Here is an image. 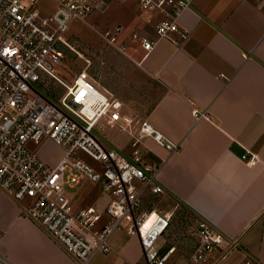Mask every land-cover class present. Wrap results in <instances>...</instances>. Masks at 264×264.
Masks as SVG:
<instances>
[{
    "label": "built area",
    "instance_id": "1",
    "mask_svg": "<svg viewBox=\"0 0 264 264\" xmlns=\"http://www.w3.org/2000/svg\"><path fill=\"white\" fill-rule=\"evenodd\" d=\"M35 1L0 0V192L20 203L19 214L76 264H89L96 254L111 252L109 239L121 228L137 238L141 249L142 262L128 264H168L175 247L164 238L172 213L158 208L165 193L162 164L146 162L139 144L150 137L170 154L178 152L180 144L146 120L138 122L133 132V120L121 114L122 102L97 86L86 69L68 84L56 67L63 65L64 50H73L67 38L73 22L90 26L119 53L127 55L129 45L136 44L148 54L161 39L177 44L188 38V31L179 27V17L193 0H136L139 9L150 15L147 23L155 14L160 17L151 31H134L128 42L120 25L98 30L87 20L104 13L112 0H53L55 7L47 15L40 13ZM121 121L122 130L132 139L129 156L107 145L99 132L102 122L112 126ZM47 141L62 150L54 163L28 146ZM77 152L89 156L95 166ZM242 159L248 165L257 162L253 154L246 153ZM81 182L97 188L105 197L103 203L80 205L78 196L65 194L66 186ZM103 215L108 219L100 223ZM193 240V263L217 264L238 245L237 237L204 219L197 221ZM0 264L14 263L0 252Z\"/></svg>",
    "mask_w": 264,
    "mask_h": 264
},
{
    "label": "crops",
    "instance_id": "2",
    "mask_svg": "<svg viewBox=\"0 0 264 264\" xmlns=\"http://www.w3.org/2000/svg\"><path fill=\"white\" fill-rule=\"evenodd\" d=\"M120 1L126 10L122 25L116 24L122 38L151 31L160 14L147 23L150 15L136 0ZM179 27L189 35L177 44L161 39L148 54L129 45V54L109 67L124 84L102 89L122 102L121 114L133 120V132L146 120L180 144L173 154L150 137L139 144L146 162L162 164V197L169 207L159 211L186 209L197 221L237 237L243 258L264 264V0H193ZM246 153L257 157L254 165L242 159ZM38 154L54 163L62 150L47 141ZM116 249L118 264H128L125 246ZM0 252L14 264H76L2 192Z\"/></svg>",
    "mask_w": 264,
    "mask_h": 264
},
{
    "label": "rangeland",
    "instance_id": "3",
    "mask_svg": "<svg viewBox=\"0 0 264 264\" xmlns=\"http://www.w3.org/2000/svg\"><path fill=\"white\" fill-rule=\"evenodd\" d=\"M112 1L113 2L110 3L104 13L92 14L87 19L90 24H96L98 30L111 28L116 24L122 23V18L125 15L126 10L121 8L122 5L120 3H123L124 1ZM34 4L39 9L40 13L44 15L49 14L55 7L53 0H36ZM125 7H127V3ZM67 38H69L68 41L73 50L66 48L64 50L63 65L56 67L58 70L57 75L63 81L69 84L74 75L78 74L80 70L86 69V72L95 80L97 86L100 88H105V86L108 85L110 87L106 86V88H109V91H112V89L114 90L115 88L120 87L118 84H124L123 77L117 69L109 68L111 61L117 62V59H120L119 57L124 54L107 47L97 32L90 26L79 21L73 22L70 25ZM129 40L130 37H126V41L128 42ZM76 51L79 52V54H77ZM127 51H129V49ZM127 54H129V52ZM86 60L89 61L87 62ZM101 62L102 65L100 64ZM121 113H123V108ZM124 124L125 123L121 121L110 126L102 122L99 126V132L107 145L109 142L112 146L121 147L131 151L130 135L127 130H122L121 128ZM28 146L29 148L37 149L38 151L42 147V145L38 146L33 143H29ZM46 151L48 155L51 156L52 149ZM77 155L90 165L95 166L96 163L85 153L77 152ZM65 194L70 198L72 196H75V198L78 196V201L84 203L83 205L93 203L98 205L102 204L105 200L104 195L87 182H81L77 187L66 186ZM19 205L21 206L20 203ZM168 207L169 203L165 201H161L158 205L159 209L166 210ZM107 219L108 217L103 215L100 223ZM196 226L197 219L193 214L186 209L184 210V208L180 206L174 207L170 227L164 236L165 240L175 247V251L171 254L168 264H212L211 260L200 261L198 263H193L191 260V250L194 242L193 239L196 234ZM109 242L115 247V251L112 250L107 254L98 253L92 258L89 264L121 263L122 257L116 249V247L118 248L120 246H125L126 255L129 260H131V263L142 262L141 249L138 245L137 238L135 236L127 235L124 228L115 230L112 233ZM238 251L239 248L237 245L229 252V255H227L223 261L218 262L217 264H240L245 260H250L254 264H260L259 261L252 258H243V255L239 254Z\"/></svg>",
    "mask_w": 264,
    "mask_h": 264
}]
</instances>
